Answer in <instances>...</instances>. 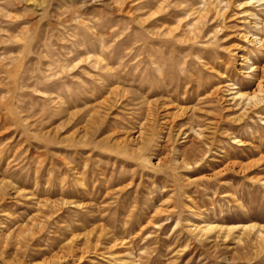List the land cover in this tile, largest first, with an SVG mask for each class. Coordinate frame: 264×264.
Here are the masks:
<instances>
[{
    "label": "rangeland",
    "instance_id": "1",
    "mask_svg": "<svg viewBox=\"0 0 264 264\" xmlns=\"http://www.w3.org/2000/svg\"><path fill=\"white\" fill-rule=\"evenodd\" d=\"M20 1L17 5L12 0H0V7L6 8L8 5L12 13L24 15L26 12L31 16L29 20L24 17L16 23L1 19V29L16 32L28 27L26 42L32 44L30 50L21 48V43L0 44V181L9 184L12 182L20 189V194L15 195L14 190L7 188L9 197H5L2 204L15 217L12 222L10 218L3 219L4 223H8V233L18 230L16 224L22 218L42 212L36 201H69L73 198L83 204H93L91 210L95 215L101 211L105 213L106 220L101 221L107 225L109 223L108 227L113 224L119 230L128 232L127 243L108 249L113 242L102 241L94 254L95 243L85 244L82 239H78L72 249L64 253V264H129L130 258L126 255L129 251L133 253L131 259L135 264H264L263 243L253 244L245 235L241 238L242 241H237L236 233L233 237L219 239L216 246L210 247L207 242L190 236L185 227L187 218L195 222L206 219L223 225L264 224V124L258 118V115L264 117V103L256 113L250 111L235 119L239 111L233 104L224 101L226 92L221 87L225 83H236L242 90L254 87L252 78L239 73L240 61L236 55V47L243 43L239 35L250 29V19L245 11H254L252 6L239 9L237 3L242 0ZM189 4L190 12L187 9ZM205 10L206 18L199 22L200 12ZM148 16H153L155 22L140 27L137 19ZM3 21L5 23H1ZM135 23L137 24L134 25ZM190 27L193 29H189ZM186 30L192 33V40L186 39L190 33ZM146 32H159L160 36L149 33L146 38ZM136 33L145 40H141ZM5 37L0 33V40H5ZM99 41L104 46L102 49L105 56L109 55L111 67L118 71L123 87L127 90L136 89L141 78L148 84L158 82V75L154 70L156 63L157 66L164 67V75L167 74V83L174 98L170 110L177 117L175 126L169 137L162 133L159 139L155 138L145 157L138 160L136 156L121 155L115 150L108 153L100 149L89 150L88 147L76 148L69 145L70 142L65 138L75 127L62 126L58 128L57 134L52 132V136H44L48 129L61 123L63 117H58L54 111L63 104L64 99H76L81 93L86 95L88 88H98L91 80L94 77L81 70L73 71L71 76L60 74L54 80H50L47 73L55 70L54 67L58 68V64L68 57L65 52L71 47L82 51L85 45L89 50L100 53ZM148 47L149 56L141 63L144 57L139 53ZM247 50L250 59L258 67L264 68V50L252 51L250 46ZM19 51L24 52V55H20L17 63L12 62L14 65L3 58ZM133 54H137L134 56L136 59ZM152 57H156V60ZM149 59H153L155 63L151 64ZM54 62L55 65L52 64ZM48 64L53 65L54 69L50 71L51 65ZM82 67L86 72L95 73L85 65ZM133 77L135 80H132ZM205 88L219 90L218 93L215 91V94L208 95L203 91ZM41 90L47 92L46 95L42 96ZM50 97L55 102L58 101V104H54V101L51 103ZM84 106L78 104L72 110L78 111ZM176 107H188V112L178 118ZM193 110L194 117L190 121L187 117ZM128 111L130 110L121 107L112 112L111 122H119L115 125L117 130H131L135 126L137 116L132 118L130 113L127 114ZM190 124L194 126V130L199 128L204 134L212 135V140L204 143L200 141L198 144L197 136L187 130ZM176 129L185 130L179 140L173 137ZM230 136L240 139L241 145L233 144ZM191 142L200 146L197 150L207 153L197 167L191 165L188 168L180 163V158ZM170 148L173 150H169ZM158 158L162 162L156 165ZM247 163H251L249 168L240 170L237 167ZM74 164L80 166V174L71 170ZM95 165L105 168V178L98 173L99 168ZM90 169L98 175L95 174V179H92ZM84 170L87 173L82 172ZM79 177L83 179L81 182L76 179ZM82 182L94 195L92 200L88 196H80ZM156 209L160 211L158 215L154 213ZM77 212L85 214V210L68 206H63L54 215L43 209L38 216L48 226L41 233L43 239L30 244L22 242L17 248L12 244L2 248L0 244V264H37L49 258L61 245L62 242L59 241L70 235V228L79 226L76 224ZM43 215L48 219L43 218ZM126 215L129 216L128 221L123 223ZM147 219L150 221L148 224ZM139 227L142 228L141 231ZM83 232L84 229L76 228L74 234ZM49 235L52 239L48 240ZM80 245L86 248V252H93L84 253L85 257L78 260L77 255L84 248H80ZM97 250H101L100 254L112 252L116 259L110 260V254L100 255Z\"/></svg>",
    "mask_w": 264,
    "mask_h": 264
},
{
    "label": "bare ground",
    "instance_id": "2",
    "mask_svg": "<svg viewBox=\"0 0 264 264\" xmlns=\"http://www.w3.org/2000/svg\"><path fill=\"white\" fill-rule=\"evenodd\" d=\"M100 1H102V0H100ZM12 2H13V4H17V5L21 3L20 0H12ZM22 2H23V0H22ZM3 4H4V2H3ZM37 4H39V3H37ZM6 6H7L6 8L5 7H0V20L4 19V20H6L8 22H11V23L15 22L16 23L18 21V19L21 20V18L25 17V18H27L29 20V18L31 17V16L29 17L30 14H26V12H25L24 15L19 14V12L12 13V12L9 11L10 9L8 8V5H6ZM36 6H39V5H36ZM189 6H190V4L188 5L187 9L190 12V10H191L190 7L191 6L190 7ZM249 6H252V8L254 9V11H248V10L245 11L246 15L250 19L248 21V22H250L249 23L250 24V29L246 30L244 33L239 35V37H240V39L242 40L243 43L236 47V49L238 50L236 55H237V58L240 61L239 64H238L239 73H241L242 75L245 74L247 77L252 78V81L254 80V87L250 88L249 90H242V89H239L238 86H236V83H225V84L221 85L222 88H225L224 90L226 92V94L224 96V99H225L224 101L228 102L231 105L233 104V106H235V109H237L239 111V113L236 116V118L234 117L235 119H239L240 116H243L245 113L250 112V111L256 113V111L259 108H261V105L264 103V68L258 67L250 59V57L247 54L248 53L247 49H248L249 46L251 47L252 51L254 50V51L262 52V50H264V31H263L264 0H242V1H238V3H237V7L239 9H244L245 7H249ZM200 11H202V9H200ZM211 13H213V10H212ZM206 15H207V11L206 10H205V12H202V13L200 12L198 21L199 22H203V20H205V18H206ZM189 16H191V15H189ZM154 22H155V20H153V16H148L145 19L144 18L143 19H137V23L140 25V27H146V25L153 24ZM1 23H5V22L3 21ZM15 23H14V25H16ZM137 23H135L134 25H136ZM187 23L189 24V22H187ZM139 25H137V26H139ZM186 28H188V27H186ZM191 28L192 27H190L189 29H191ZM28 30H29L28 27H24L22 29H19L16 32H11L12 30L10 31L9 29H1V27H0V33L3 34V36L4 35L6 36L5 40H0V44H5L6 45V44H9V43H12L13 45L14 44L20 45V43H21L22 44L21 48L23 47L24 50H30L31 47H32V44H31V42H26V38H27L26 33H27ZM143 30H145V29H143ZM174 31H175V28H174ZM186 31L188 33L190 32L188 30H186ZM195 31H197V30H195ZM149 33L150 32H146L145 37L148 36ZM154 33L152 32L150 34L152 35ZM158 33H155V34L157 35ZM173 34L174 33H172V35ZM88 35H91V34H88ZM136 35H138V37H139V34L136 33ZM163 35H165V34H162V36ZM185 35H186V33H185ZM166 36H167V34H166ZM193 36H194V34H193ZM100 37L101 36H99V38ZM149 37H151V36H149ZM170 37H169V39H170ZM161 38H164V37H161ZM140 39L143 40V41L145 40V38L144 39L140 38ZM186 39H188V41L193 39L191 32L189 33V36ZM136 41H138V38H137ZM157 41H159V39ZM99 42H100V48H101L100 49V53H97L94 50H89L85 45H83L84 49L82 51L80 49L76 50L77 48L75 49V48H73V47H71L69 45L71 48H69V49L67 48L68 52H65L66 54H68V57L64 58L62 60V62H60V64H58V68L57 69H56V67H54L55 70H53L54 69L53 65L48 64V66L51 65L49 67V70L50 71L53 70L52 72L47 73L48 76H50V80H54L55 77H57L60 74H67L68 76L69 75L71 76L72 75L71 73L73 71L81 70L85 74L90 75L91 77L92 76L94 77L91 80L96 85V88L97 87L98 88L94 89V90L93 89L90 90L88 88V91H86L87 92L86 95L81 93V94L77 95L76 99L75 98L73 99V97H70L68 101H65V99H64L65 102L63 101V104L60 105L59 107H57V109L54 111V113L58 117L59 116H61V118L63 117V119H61L62 120L61 123L58 124V125H55L51 129H48L47 133H45L44 136L46 138H48V137H50L52 132L54 133V135L57 134L58 128H60L62 126L75 127L74 128L75 130L73 129L74 131L72 130L73 131L72 133H70L68 135L66 134L67 135L66 138L64 137L65 140L70 142L69 145L75 146L76 148H78V147H88V149L90 148L92 150H99L100 149V150H104V151H106L108 153L111 152L112 150H115L116 153H119V154L122 153L123 155L124 154H130L132 156H136V158L138 160V158L145 157V154L149 151V149L153 145V142H155L156 139H159L160 135L162 133L167 134L168 137H169L171 130L175 126V122H176V118L177 117H176V113H174V112H172L170 110V108H171L170 104H171V102H173L174 98H173V96L170 93L171 90H170L169 84L167 83V80H168V78L166 76L167 74L164 75V72H165L164 71V67H162L160 64H159L160 66H157V63H156L155 67H154L155 68L154 70L157 73V74L156 73L155 74L158 75L157 76L158 82H156L154 84H148L147 82H145V80H142V78H141V79H139V83L136 84L137 87L135 85L136 89H134V90H129L128 89L127 90V89H125L123 87L124 83L122 82L121 76L119 75L118 71H116L115 69H113V67H111L112 66V65H110L111 60L108 57L109 55L105 56L104 51H103L104 49H102L104 47V46H102V42L101 41H99ZM71 43H73V42H71ZM141 43H143V42H141ZM136 45H138V44H136ZM140 45H142V44H140ZM149 45H147V46H149ZM36 47H37V44H36ZM96 48H97V46H96ZM107 49H109V48H106V50ZM148 50H149V47H148L147 50L142 49L141 52L139 53V54H142V57H144V58L141 59L142 60L141 63H143V61L145 62V60H146L145 58H147V56H149ZM74 51H75V53H74ZM98 51H99V49H98ZM11 53H12V51H11ZM23 53L21 51H19L17 54L14 53L15 55L3 57V58L5 60L9 61L10 62L9 64H12V62L18 61L20 55H22ZM46 53H49V52H46ZM152 53L153 52H151V54ZM109 54H110V52H109ZM137 54H133V57L136 56ZM113 58H115V57H113ZM154 58L156 60V57H154ZM153 59H149L151 64L155 63V61H153ZM149 61L147 60V62H149ZM55 62L52 63V64L55 65L56 64ZM158 62H159V60H158ZM2 65H4V64L2 63ZM12 65H14V64H12ZM83 65H85L86 67H88L90 70H92L95 73L93 74V73L88 72V71L86 72L85 71L86 69L84 67H82ZM172 71L173 70H171V73H172ZM91 77H89V78H91ZM176 79H178V78H176ZM132 80H135L134 77L132 78ZM223 83H224V81H223ZM36 90L37 89H35V91ZM218 90H219L218 88H211V89L210 88H205L203 91L205 92V94L213 95ZM184 92H186V90ZM38 93H40V92L38 91ZM41 93H42V96H43V95H46L47 92L45 93V91L43 92L41 90ZM197 96L198 97L200 96V92L197 93ZM205 96H203V97H205ZM44 97H46V96H44ZM7 100H9V99H7ZM50 101H51V103H53V101H54V104L58 102V101L55 102V99L51 98V97H50ZM6 103L7 102H4V104H6ZM66 103H67V105H66ZM8 104H10V103H8ZM78 104H81L83 106L85 105V106L81 110H78V111L72 110V108H75L76 106H78ZM126 106L129 107V108H126ZM121 107H125V109L130 110V111L127 112V114L130 113L132 115V118H135L133 116H137L136 119H135L136 120L135 126H133L131 130H126V131H120L119 129L117 130V128H115V125H116V123H119V122L117 120L114 121V124L111 122L110 117L112 115V112L115 109L116 110L120 109ZM178 107H176L177 108V112H179L177 114L178 118H179V116H183V115H185L188 112V107H180V108H178ZM194 113H195V111L193 110L188 115L187 119L192 121L193 120L192 117H194ZM38 118H39V116H38ZM258 118H259L260 121H262V124H264V117H260V115H258ZM218 120L220 121V119H218ZM25 121H27V120L25 119ZM35 124H36V122H35ZM187 130L193 132L197 136V138H198L197 143L200 142V141H203L202 143H204V142H208L209 140H212V135L210 136L208 134H204V131L203 130H199V128H198V130H194V126L192 124H190L188 126ZM184 134H185V130L184 129H176L175 132H174L173 137H174V139H178L179 140L182 137V135H184ZM162 137L163 136H161V138ZM168 137L166 136V138H168ZM229 139H230V141L233 144L241 145V140L238 139L236 136H230ZM165 146H167V144ZM198 146L199 145H197L196 143L191 142L190 146L186 148V151L183 154L184 156L182 158H180V163H182L183 166L188 167V168H190L191 165L197 167L202 162L203 158L205 157V153H207V152H202V150H197ZM169 150H173V149L170 148ZM79 152L80 151H78V153ZM93 152H92V154H93ZM167 153H169V152H167ZM128 158H130V157H128ZM116 161H118V159ZM116 161H114V162H116ZM175 161H177V160H175ZM114 162H112V163H114ZM161 162H162V159L158 158L155 164L158 165ZM121 164H122V162H121ZM112 165H114V164H112ZM250 166H251V163H247V164H244V165L239 164V166L237 165V167H239L240 170H243V168L244 169L249 168ZM101 167L102 166H100V168L97 167V169L99 168V172L96 171L95 168L94 169H95L96 172L100 173L101 176L103 175V177L105 178V172H106L105 168L101 169ZM112 167H114V166H112ZM79 169H80V166H78L76 164L72 165V167H71V170L74 171L75 174H80ZM112 170H113V168H112ZM90 171H91L92 179H95L97 174L94 171H92L91 169H90ZM82 172L87 173V171H85V170L82 171ZM110 172L112 173L113 171L110 170ZM113 173L115 174V172H113ZM75 177H77V175ZM76 179L79 180L80 182H81V180H83L80 177L76 178ZM262 182L264 183V179L262 180ZM80 185H82V187H83V189L81 188L82 191H80L81 192L80 196L82 194V196H88L89 199L92 200L94 195L91 194L88 189H86V186L84 185V182H82ZM7 188H10V189L14 190L13 194H15V195L20 194V189L18 187L14 186L12 184V182H10V184H9V183H6L4 181H0V225H1V227H0V244H1L2 248H6L9 244H12L14 247L17 248V246H20L22 244V242H23V244H30V243H33V242H39L40 239L42 238L41 233L44 232V230H46L48 228V226L46 225V222L45 221H41L38 218L39 213L42 214L43 209H47V211H49L50 215H54L58 211H60L63 206H68L70 208H74V209H77V210H85V214L81 215L79 212H77L78 214H75V215H77L76 224L78 223L79 226L78 225H75V226H78V227L72 226L73 228H70V230H69L70 235L68 237H65L64 239L59 241V243H61V242L62 243L59 246L58 250L53 252V254H51L49 256V258H47L44 261L39 262L37 264H64V262L66 261L64 253L65 252L68 253V250L72 249L73 245L75 244V241L78 240V239H82L85 244L90 243V242L91 243H95V244H93L94 254L96 252L97 245L98 244L100 245V243H103L102 241H104V242L107 241V243L113 242V244L110 247L108 246L109 244L107 245L109 247L108 249H111L115 245H118V244L119 245H126V243H127L126 242V240H127L126 239V237H127L126 235L128 234V232L126 233V232H123L122 230H119L113 224H112L113 226L110 224V227H108L109 223L107 225V224H104V222L102 223V221H101V220L105 219V213H103L101 211L100 214L95 215V214H93V211L91 210V208L94 207V206H92L93 204L92 205L91 204H83L82 202L80 203V202L76 201V199L73 200V198H72V200H69V201H66L64 199H61L60 201L59 200H49V199H45L43 201H36V205L38 206L39 210H40V208H42V212L38 211L35 214H33L31 216H28L27 218H22L20 223L16 224L17 225L16 227H17L18 230L16 232L14 231L13 233H10V232L8 233V231H9L8 223H4L3 219L10 218V221L11 220L13 221L15 217L12 216V214H10L7 211V208H5V206H4V208L2 207V204H3V202L6 199L5 197L8 196ZM115 190H118V189H115ZM95 200H96V197H95ZM103 211H105V210H103ZM154 213L157 214V213H160V211L156 209L154 211ZM46 217H47L46 215H43V218L48 219ZM128 217L129 216H127V218L125 217L122 220L123 223H125V222L127 223ZM98 221H100V222H98ZM146 222L148 224L150 222L149 219H147ZM177 225H178V222H176L175 226H177ZM185 227H186V232L190 236H192L193 238H195L198 241L207 242V244H209L210 247L216 246V243L218 242L219 239L223 238V240H224V239H227L228 237H233V235H235L236 233H238V235L235 237V239H237V241H240L241 238L245 235L246 238L251 241V243H253V244H255V243H263V245H264V224L250 223V224H239V225H223V224H218V223L211 222V221L206 220V219H201L199 222H195V221L189 220L187 218L185 220ZM76 228H82V229H84V232L82 234H74V231L76 230ZM139 230L141 231L142 228H140ZM49 239H52V237L50 235L48 237V240ZM38 244L39 243H37V245ZM50 245L51 244H49V246ZM82 245H80V246H82ZM83 247L84 246H82L80 248H83ZM90 247H91V245H90ZM85 250H86L85 247L80 250L81 254L77 255V259L78 260L83 259L85 257V256H83V255H85L84 253H89V251H90L89 250V251L86 252ZM93 251H90V252H93ZM100 251H98L99 254H100ZM102 253L105 255V253H108V252H102ZM132 254L133 253H131L130 251L126 252V255L130 258L129 264H135V261H133L131 259V257H132L131 255ZM96 255H98V254H96ZM108 255L110 256L109 257L110 260L116 259V258H114L112 252L108 253ZM102 257H103V255H102ZM104 258H105V261H106V257H104ZM34 263L35 262L28 263V264H34ZM8 264H10V263H8ZM111 264H113V263H111Z\"/></svg>",
    "mask_w": 264,
    "mask_h": 264
}]
</instances>
